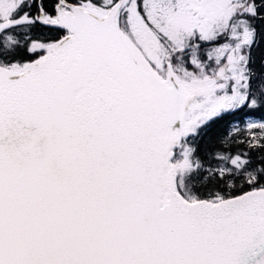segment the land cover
<instances>
[{"label": "snow or ice", "instance_id": "1", "mask_svg": "<svg viewBox=\"0 0 264 264\" xmlns=\"http://www.w3.org/2000/svg\"><path fill=\"white\" fill-rule=\"evenodd\" d=\"M0 264H264V0H0Z\"/></svg>", "mask_w": 264, "mask_h": 264}]
</instances>
